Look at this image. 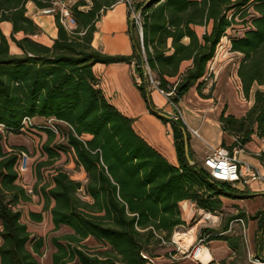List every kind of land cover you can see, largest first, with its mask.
Wrapping results in <instances>:
<instances>
[{"label":"trees","instance_id":"16d2710c","mask_svg":"<svg viewBox=\"0 0 264 264\" xmlns=\"http://www.w3.org/2000/svg\"><path fill=\"white\" fill-rule=\"evenodd\" d=\"M91 1L87 11L80 9L87 5L84 1L71 7L76 22L72 31L55 14L58 34L49 47L32 39L42 30L27 15V4L45 10L54 0H0V124L9 135L20 134L26 119L54 118L64 123L66 130L56 127L66 144L55 147L50 145L57 133L41 128L48 135L44 164L70 152L87 173L83 185L56 168L49 183L33 190L43 200V212L50 211L55 230L73 231L53 238V264H148L154 257L152 248L170 243L174 229L183 224L178 202L193 200L198 208L216 214L221 206L218 197L247 195L213 179L194 159L190 145L191 161L187 160V128L182 120L159 116L150 78L159 82V89L174 90L171 100L177 105L195 86L205 97L208 64L222 39L241 25L242 35L230 37V50L242 56L237 75L243 94L249 97L255 85H264V0H149L142 6V37L129 18L130 56H107L92 47L96 22L118 0ZM3 22L12 25L10 39L1 29ZM210 22L211 32L200 39L195 27ZM18 34L23 36L17 38ZM10 41L22 54L11 53ZM187 61L191 66L180 72ZM98 63L133 65L135 84L149 112L171 125L179 167L170 165L135 132L134 121L106 99L93 73ZM220 123L235 137L230 149L245 150L253 136L264 140V91H255L254 104L244 117L223 113ZM22 151L27 149L13 146L11 152H3L0 144V264H40L45 246L44 239L34 237L22 222L18 209L32 201V195L18 184ZM258 157L264 165V153ZM82 193L91 202L83 200ZM29 217L33 222L43 220L42 213L30 212ZM240 217L244 214L232 220ZM251 219L258 220L255 257L264 259V212ZM198 238H206L205 244L224 240L238 251L239 240L211 228H202ZM89 239L97 245L87 244Z\"/></svg>","mask_w":264,"mask_h":264},{"label":"crops","instance_id":"0c3cea01","mask_svg":"<svg viewBox=\"0 0 264 264\" xmlns=\"http://www.w3.org/2000/svg\"><path fill=\"white\" fill-rule=\"evenodd\" d=\"M73 1L76 3L78 0ZM42 11L37 9L32 2L27 4V15L42 30L40 35L34 36L32 39L40 44L50 47L57 38L58 27L55 15L44 14ZM212 25V22H210L207 27H195V31L200 39L205 32H211ZM95 27L96 30L93 33L91 43L95 50L107 56H130L132 54V44L129 36V15L126 4L117 2L102 14L101 18L96 22ZM1 29L9 38L12 32V25L8 22H3L1 24ZM19 35L22 34H18L17 38ZM224 40L226 39H222L221 42H225V45L226 43L230 44V41ZM11 53L22 54V51L16 46L14 52L11 47ZM233 54L237 55L239 66L242 56L238 53ZM214 60L215 59L209 62L207 67V73L210 68H213V74L215 76V87L212 91V95L209 97H202L195 86L189 90L178 105L182 114V121L187 130L192 129L199 134V136L189 134L190 136L188 138L194 159L201 164H203L204 158L213 148L221 147L223 144L224 147H231L235 142V137L232 134L223 131L220 123L221 115L225 113L226 116L231 115L236 118H242L253 105L252 97L249 96L250 98L248 100H244L240 95L241 82L237 75L238 67L234 73L232 72L231 74L230 64L228 62H214ZM191 64L190 61L183 62L180 72H184L191 66ZM93 73L98 80V88L102 90L106 99L124 116L134 121L133 128L135 132L151 147L158 151L170 165L179 167V160L171 125L165 124L161 119L149 112L147 104L135 84L133 65L129 63H98L93 67ZM203 91L205 93L207 92V90ZM151 98L159 113H164L168 117L173 115L174 111L169 106L167 98L158 90L153 89L151 91ZM36 121L40 124L54 123L65 130L67 129L64 123L59 122L54 118L36 117L31 119L32 123ZM23 131H25V129L22 130V132ZM22 132L20 134H22ZM18 137V134H9L7 138L8 144H1L3 152H11L13 146L24 147L25 144L22 143L23 141H20V138ZM84 138L90 139L91 137L85 136ZM63 140H66L64 135ZM261 153H264V140L257 136H253L252 141L246 145L245 150L239 154L238 158L241 162L250 165L254 170L264 175V165L258 157ZM68 155L73 156L71 162L65 168L62 166L59 168L64 171L67 170L66 172L72 180L85 185L88 181L86 171L82 166L77 164L76 157L73 153L69 152ZM74 167L77 168V171L72 169ZM55 169L51 171V175H53ZM20 178L18 184L25 190L34 187L40 189L46 184L38 182L32 175L28 176L25 174ZM49 182L50 181L48 180V183ZM242 192L247 194L246 197H218L221 206L219 212L215 215L219 214L222 217L224 213L227 212L230 215L235 216L239 214V210L246 213L247 217L250 218L248 221V228H251V245L249 246L247 256H243L245 257V264H257L251 259V256H255V237L258 228V220H252L251 217L255 216L258 212H264V183L258 180L253 181L249 186L242 190ZM82 194L81 197L83 200L91 202L89 197L85 196L84 193ZM186 203L189 205H197L195 201L189 199L178 202V212L183 224L185 221L181 216L179 205ZM43 206V200L37 194L32 195L31 202L21 203L18 206V209L22 212V222L25 223L23 218L24 213H26L30 223L41 224L45 219H48L54 227L50 211L43 212ZM190 207L192 208L191 205ZM24 209H26L25 212ZM187 209L185 208L184 212L191 211L189 207H187ZM198 210L200 212H205L200 208H198ZM30 212L42 213L43 220L41 222L31 221L29 217ZM216 218L217 225H220L222 221L221 218L219 216ZM25 224L27 225V223ZM182 225L176 227L174 232ZM194 228H196V230L198 229V227ZM226 228L228 229L226 230ZM68 229L72 231L70 228ZM230 231L228 223H225L222 229H219L217 232H220L222 235L233 237L231 234L229 235ZM206 246V250L210 254V261L208 263L212 262V264H218L224 260L227 261V259L233 260L242 251L240 242H238V251H234L229 242L224 240L210 241ZM165 261V264H193V261L186 260V258H183L179 263L168 262L167 258H165Z\"/></svg>","mask_w":264,"mask_h":264},{"label":"rangeland","instance_id":"374dc122","mask_svg":"<svg viewBox=\"0 0 264 264\" xmlns=\"http://www.w3.org/2000/svg\"><path fill=\"white\" fill-rule=\"evenodd\" d=\"M65 1L70 7H72L75 4L73 0H70V1L65 0ZM78 1H84L87 4L86 6L80 8L81 10L87 11L92 6L91 0H78ZM57 13L58 11L54 13L53 15ZM250 13H253V11H250ZM242 29L243 28L241 25L235 26V29L230 30L228 33V36L224 39L230 41V37H236V36L242 35L243 33ZM21 37L22 35L18 36V38H21ZM9 39H10V36H9ZM10 43H11L12 51L14 52L16 50V45L11 41ZM224 43L225 42H222V45H224V47L218 52V55L216 59L214 60V62L215 61L228 62L230 64V73L232 74V72L234 73V71L237 69L239 60L237 59V55L233 54L230 50L231 43L230 44L226 43V45ZM208 73H207V79L204 83L205 86L203 88V90H207V92L205 93L204 91H202L205 97L211 96L212 91L215 87V76L212 73V76L208 78ZM256 90L264 91V85L262 86L255 85L253 87L250 93V97H252L253 99V104H254V93ZM240 91H241L240 95L242 96L244 100H248L250 98V97H246L243 94L242 86L240 87ZM55 125L56 124L54 123L40 124L36 121L32 123V126L25 128V131H23L22 134H18L19 135L18 138H20L19 140L23 141L22 143L25 144L24 148L27 149V153L29 155V169L26 175L28 176L32 175L40 183H48V180H50L51 171L61 166L65 168L71 162V158L73 157L71 155H68L62 152L60 155V158L57 161H54L52 164H44L47 161V155L44 153V146L45 144H47L48 135L41 128L46 127V128L51 129V126H55ZM7 138H8L7 134H5L4 139L0 138V144L2 143L3 145L8 144ZM65 143H66V140H63V133L59 132V128H58V133L56 134L55 139L50 146L55 147L58 144H65ZM72 169L77 171V168L75 167ZM34 188H32V191ZM31 195H34V194H31ZM181 205L182 204L179 205L181 216L183 220L185 221V223L173 233L172 238H171V240L173 238L177 240L176 242L177 244L173 242H170L167 244L162 242L160 245L158 244L155 245L152 248L154 250V257L151 258L148 264H165L166 262L165 258L168 259V262H173V263H179L182 261L183 258H186V260L193 261V264H201L200 261L193 258V253L199 244L198 237H199L200 230L202 228H211L215 231H218L219 229H222L225 223H228L229 229L231 230L229 232V235L231 234L233 238H235V240L237 241L239 240V242L241 243V247H242V251L240 252V254H238L235 257V259L233 260L227 259V264H245L244 256L245 255L247 256V253L249 251V246L251 245L250 244L251 228L250 227L248 228V221L250 220V218L247 217L244 211L239 210L238 212L239 214H244L245 216L244 217L245 226L243 227L241 224L237 223L236 221H233L236 219L232 220V218H234L236 215L232 216L229 213L225 212L224 215L221 217L219 214L215 215V214H209L207 212H200L198 210L197 205H192V204L190 205L192 206L193 213L190 215L188 214L190 212L182 211L183 209L181 208ZM25 210L26 209H24V212ZM208 214L210 215V218L206 217ZM218 216L222 220L220 225H217L216 217ZM23 220L25 223H27L28 229L34 237L36 238L41 237L44 239L45 246L42 250V255L38 257L40 264H52L51 255L56 251L53 245V242H52L53 238H60L66 234L71 233L72 231H70L66 227H62L59 230H55L48 219H45L41 224L30 223L26 216V213H24ZM194 227H198V229L196 230V228ZM191 229L193 232H195L196 230V236L191 242L189 240H186V238L176 239L177 233H186L190 235ZM245 230H246V236L244 235ZM185 240L186 242H184ZM263 240H264V237H263ZM189 242H190V246L186 247V245ZM86 243L92 247L97 245V243L93 239L87 240ZM178 247L188 249V252L185 255H183L182 253L178 252L177 250ZM205 247L207 246L205 245ZM172 256H174L175 258H172ZM208 264H212V262Z\"/></svg>","mask_w":264,"mask_h":264},{"label":"built area","instance_id":"2783aa9c","mask_svg":"<svg viewBox=\"0 0 264 264\" xmlns=\"http://www.w3.org/2000/svg\"><path fill=\"white\" fill-rule=\"evenodd\" d=\"M149 0H118L119 3H124L128 8V15L133 24L137 27L139 31L140 37H142V6H145ZM58 11L57 14L60 16V22L64 26V28L68 31H72L76 28V22L71 13V7L66 3L65 0H54L53 5L49 9H45L42 12L44 14H54ZM224 45L222 42L219 44L216 55L214 59H216L218 52L223 49ZM213 73V68L209 69L208 76ZM139 81V80H138ZM150 83L153 89L158 90L162 95L167 98V102L169 106L173 109V115L171 116L174 120H182V114L179 109V106L175 104L171 98L174 96V90L167 93L161 89H159V82L154 80L152 77L150 78ZM32 126L31 119H26L24 121V127L28 128ZM51 130L55 133H58L57 127L51 126ZM190 135L199 136L198 132L192 129L187 130ZM6 131L4 125L0 124V138L4 139ZM243 150L238 147L228 148V147H217L213 148L211 152L204 158L203 166L210 173L211 177L219 182H225L232 185L233 188L237 190H244L247 186H249L253 181H261L264 183V175L260 174L256 170H254L250 165L241 162L238 158L239 154ZM29 169V155L27 152H21V158L19 165L17 167L18 174L22 177L24 176ZM29 194H33L32 189L27 190ZM211 214V213H209ZM208 214V215H209ZM237 223L241 224L243 227L245 226V219L243 217L237 218L235 220ZM244 235L246 236V230ZM196 241V240H195ZM176 243L177 240L174 238L170 241ZM206 238L199 239L198 238V247L193 253V258L196 259L195 254L197 252L202 251L205 247ZM0 240V246H1ZM177 244V243H176ZM178 252L185 255L188 252V249L178 247ZM172 258H175L172 256ZM251 259L257 264H264V259H258L255 256H251ZM198 260V259H197ZM200 261V260H198ZM201 264H204L200 261Z\"/></svg>","mask_w":264,"mask_h":264},{"label":"bare ground","instance_id":"6f19581e","mask_svg":"<svg viewBox=\"0 0 264 264\" xmlns=\"http://www.w3.org/2000/svg\"><path fill=\"white\" fill-rule=\"evenodd\" d=\"M187 207L190 208L191 211H187V212H190L188 214L191 215L193 213V209L190 207V205L187 204V203L182 205L183 211H184L185 208L187 209ZM206 217L210 218V215H207ZM190 232H191L190 235H188L186 233H177L176 234V239H178V238H183V239L186 238V240H189L191 242L195 238V236H196V230H195V232H193L192 229H191ZM186 240L184 242H186ZM190 242L186 245V247H189L190 246ZM195 256H196V259L200 260L204 264H207L210 261V254L208 253V251L206 250V248H204L200 252H197L195 254Z\"/></svg>","mask_w":264,"mask_h":264},{"label":"water","instance_id":"95a60500","mask_svg":"<svg viewBox=\"0 0 264 264\" xmlns=\"http://www.w3.org/2000/svg\"><path fill=\"white\" fill-rule=\"evenodd\" d=\"M160 117L166 118L168 117L166 114L164 113H159ZM184 142H185V155L188 161H191L189 158V138L188 135L185 133L184 134Z\"/></svg>","mask_w":264,"mask_h":264}]
</instances>
